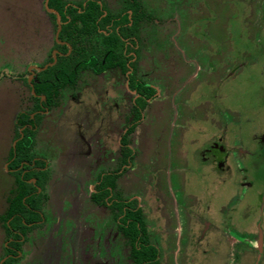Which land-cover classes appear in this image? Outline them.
<instances>
[{
	"label": "rangeland",
	"instance_id": "1",
	"mask_svg": "<svg viewBox=\"0 0 264 264\" xmlns=\"http://www.w3.org/2000/svg\"><path fill=\"white\" fill-rule=\"evenodd\" d=\"M143 1L147 8L145 10L150 11L151 9L153 18L159 19V26L154 33L156 38L152 42L148 41L146 48L151 49L152 54L156 53L162 61L163 58L156 51L160 49L164 35H168L167 30L163 28L167 22L161 17V8L165 6L166 0ZM43 2L44 0H0V39L11 44V48L8 45L6 52L17 54L18 51L23 53L26 49L32 48L30 51L32 53L33 48L42 46V49H48L51 46L54 32L49 17L43 11ZM259 2L260 0H184L183 3L189 4H187V8L183 7L184 5H178L180 12L191 16L189 18H203L205 30L209 25L214 30V35L209 31L205 36L213 35L212 37L216 41L214 44L217 48L214 50L216 54L211 53L212 56H216L218 67H221L216 78L231 77H228L225 84H215L211 89L214 93L213 100H215L213 105L219 107L220 110L215 112L216 108H208L201 117L205 119L208 126L215 122V126L219 127L217 121L230 124V130L223 132L225 138L224 135L222 136L226 144L225 147H233V152L243 148L246 132L251 138L250 131L259 132L260 130L255 126H264V113H257L258 110L254 109L261 102L258 93L262 97L264 95L262 94L264 91V70L261 58L264 57V48L262 50V44L259 45L257 42V39L260 38L264 45V35H259L261 33L260 26L264 27V22L259 17ZM197 24L200 25V21ZM181 25L180 36L175 34L174 38L170 36L165 39L166 43L169 42L171 45L175 43L190 62L185 66L187 73H182L175 79L168 77L171 79L168 80L167 78L169 88L178 86L182 89L185 88L181 89L180 93V96L184 97L190 85L187 83L190 74L192 71L194 72L203 56L199 51H195L198 46L186 45L187 35L184 29L186 23ZM0 44L3 43L0 41ZM196 44L194 43V45ZM4 46L7 47V45ZM205 48L207 52L208 46L205 45ZM0 49L3 51L5 48ZM141 52V66L146 67L147 71L149 70L148 73H152V79L155 80L157 75L155 70L157 71V69L151 65L149 56L144 51ZM27 53L31 55V53ZM194 53L197 57L194 56ZM23 61L27 62L28 59L23 58ZM155 61L157 63V58ZM1 62L3 63V59L0 58V64ZM184 62L187 63L186 60ZM227 63H230V67L225 70L223 65ZM88 81L89 88L82 86L79 98L75 101H68L62 109L51 116L48 115L47 122L38 131L36 141L39 140L45 146L48 156H51L53 152L55 154L54 173L51 174L48 194L50 201L47 205V211L55 220L44 223L33 236L34 240L24 244L19 264H102V262L104 264H128L125 259L127 251L124 248L114 259L109 257L108 253L98 254L99 236L95 234L90 236L89 234L91 232L89 227L94 224L90 221L86 225V230H88L86 232L89 236L85 237L82 217L90 214L92 217L102 218L104 223L107 221L106 209L96 210L89 202H86L87 199L83 201L88 194L85 186L91 183L90 180L95 173L91 161L98 157V150L101 149L100 152H104L101 154L104 162L98 167L100 173L107 174L105 166L110 169L116 166L119 154L118 137L129 115L132 96L124 93V77L118 72L110 73L99 81L97 79ZM202 84L200 85L201 89L205 87ZM113 87L124 94V106L119 109L118 123H112L116 122V119L109 113V110L105 109L107 102L104 97L100 100L101 96H98L97 100H93L89 105L88 108L93 107V111H88L85 114L82 104L89 92H91L90 94L103 93L107 89L110 94ZM21 90L22 87L15 81L11 80L8 83L5 80H0V168L5 156L10 151L8 144L13 131L12 121L18 109L17 100L21 99ZM24 91L26 93L27 90L24 89ZM157 103L155 102L153 107L157 106ZM169 104V102L165 103L161 113L155 115L150 111L143 113L144 119L137 127L133 137L134 159L131 166L115 179L116 192L121 198L142 200L148 227L153 233V239L158 242L160 247V264H264V245H257L255 240H246L243 239L244 236L240 238L237 236L238 234L255 236L258 232L256 218H258L261 207L264 216V205L252 203L254 196L251 193L261 192L260 185L255 183L247 192L240 186V176L242 175L240 169L243 167L239 161L228 162L231 165V176L222 177L221 183L217 182L216 186L211 188L213 198L212 196L207 197V192H202L200 186L195 190L199 198H204L205 201L211 199V213L214 217V220L211 221L216 228H210L202 238L200 234L202 222L192 223L191 220L184 217L183 205L190 199H185L183 185L186 182L185 179H189L192 175L187 170L201 165L200 154L195 151L194 153L192 150L196 145H198L196 148H200L207 138L198 136L195 138L196 144L189 142L181 144L178 127L182 125L185 114L177 112L178 110L176 111L175 108L172 109ZM244 112H248V115H243ZM189 116L187 128L191 127L190 124L193 123V115L189 114ZM196 116L198 117V114ZM118 124L119 130H117ZM216 127L213 126L214 134L218 131ZM222 127L224 125L220 124V128ZM258 138L253 137L252 140L257 141ZM238 139L243 144L238 145ZM102 142L105 143L102 145ZM252 148L253 145L252 147L250 145L249 150ZM184 149L187 153L185 158L182 157ZM186 159L187 162H185ZM235 159L238 160V157L235 156ZM49 163L52 167L53 159ZM1 173L0 169V175H2ZM197 181L198 179L191 178L189 182H186V192L193 188ZM80 189L83 190L82 195H80ZM1 190L2 181L0 179V212L3 209ZM229 196L232 198L226 204L229 201ZM68 204L72 208H68ZM193 205V210L196 212L203 210L201 200ZM250 206H254L255 209L249 208ZM229 207L233 210L232 216L229 218L232 224V237L230 234L228 235V224H225L226 211ZM244 208H249V218L241 223L244 221L242 218ZM73 210H76V213H73ZM70 218L75 229L72 233L66 234L68 223H64V221L70 220ZM191 226L194 231L193 237L188 235ZM260 229L264 234V222L260 225ZM107 238L109 237L105 234L102 239L106 248L109 242ZM1 242L0 234V245ZM251 248L255 249L251 250Z\"/></svg>",
	"mask_w": 264,
	"mask_h": 264
},
{
	"label": "flooded vegetation",
	"instance_id": "2",
	"mask_svg": "<svg viewBox=\"0 0 264 264\" xmlns=\"http://www.w3.org/2000/svg\"><path fill=\"white\" fill-rule=\"evenodd\" d=\"M48 1L49 0H44L43 11L49 17L54 32V39L48 49H42V46L39 48L36 47L33 48V52L31 53L30 51L32 48L27 47L28 50L26 49L23 53L22 51H18V53L20 52L21 54L8 53L5 50L8 48V45H10L11 48V44H7L6 40L0 39L3 43L0 44V48H5L3 51L0 49V58L3 59V63L1 62L0 64V80H5L8 83L12 80L22 87L21 99L17 100L18 109L12 121L13 131L8 144L10 151L8 152V155L5 156L0 168L2 171L0 179L2 181L1 199L3 202V209L0 212V234L2 240L0 245V264H4L8 259H13L10 264H19L24 244L28 241L31 242L34 240L33 236H35L36 232H38L44 223H50L55 220V218L47 211L48 201H50L48 194L52 178L51 174L54 173L53 167L55 154L53 152V156H48L45 146L41 144L39 140L36 141L38 138V131H40L43 128V124L47 122L46 118L48 115L51 116L59 109H62L68 101H75L79 98L82 86L87 89L89 88L88 80L97 79L99 81L101 78H106L110 73L114 74L115 72H118L124 77V93H128L132 97L130 98L129 115L122 132L118 137L119 154L117 156L116 166L112 169L105 166V168H107V174L100 173L98 167L104 162L103 156H101L104 152L101 153V149L98 150V157H95L91 161V166H94L95 173L92 175V179L90 180L91 183L85 186L88 194L83 201L87 199L86 202H89L96 210H101L102 208L107 210L106 223H104L102 218H98V216L92 217L90 214H86L82 217L84 225L83 235L85 237H88L89 234L90 236H93V234L99 236V255L108 253L109 257L114 259L117 255L119 256L120 250L124 248L127 251L125 259L128 264H132L130 258V237L132 233L129 231L127 233L125 232L132 220L128 219L124 222L123 219L125 218L127 211L132 213L139 212L141 222L144 226L143 233L139 232V234L142 236V239L146 241V245L154 248L156 252L154 261L156 264H160V247L158 242L153 239V233L148 227V220L146 218L142 200L139 198H121L116 192L117 187L115 179L121 176L127 168L131 166L134 159L133 137L137 127L144 119L143 113L145 111H150L154 115L161 113L166 102L170 103L169 105L172 109L175 108L176 111L178 110L177 112L180 111L185 114L182 125L178 127V133L181 136V144H185L186 142L196 144L197 140L195 138L198 136H206L207 138L200 148H196L198 145L193 148V152L195 151L200 154L201 165L198 167L195 166L194 168L192 167L190 170L188 169V173L190 172L192 175H190L189 179H185L186 182H189L191 178L198 179V181L195 183L194 187L188 189L187 192V183L185 182L183 185L185 199H190L185 205H183L184 217L191 220L192 223H195L196 221L202 222V230L200 231V234L202 235L201 237L203 238L210 228L215 227L214 223L211 221L214 220V217H212L211 213V199L205 201L204 198H199L195 190L200 186L202 192H207V197L212 196L213 198L214 195L212 194L213 191L211 188L216 186L217 182L221 183L222 177L228 178L231 176V165L228 162L232 163V161H239L242 164L243 168L240 169L242 172V175L240 176V186L245 189L244 191H250V187L255 183L260 185L261 192L258 191L256 193L255 191L254 193H251V195L254 196V201L252 203L264 205V126H255L260 130L259 132L250 131L251 138H249V133L247 134L246 132L245 141H243L244 144L239 139V142L237 143L238 145H241L242 143L243 148H239V150L233 152L232 150L234 148H226V144L224 143L225 135L223 132L228 129L230 130V124L224 123V121H217L219 127L215 126V122H213V125L209 124L208 126V123L204 121L205 119L201 117L208 108H216V110H214L215 112L220 110L219 107L213 105L215 100H213L214 93H212L211 89L212 87L214 88L215 84H225L228 81L229 76L223 79L216 78V74L221 67H218L219 63L216 62V56H212V54H216L214 50L217 49L216 46H214L216 41L214 40V37H212L214 35V30L211 29V25H209L208 28L206 26L205 30V22L203 21V18H189L191 16L180 12L178 5H184L183 7L187 8L189 5L188 3V5L183 3L184 0H166L165 6L161 8V17L167 22V24L163 25V28L166 29V33H168V35H164L163 42L160 44L161 47L156 51L159 52L161 58H163L161 61L156 53L152 54L151 49L146 48L148 41L152 42L156 38L154 33L155 29L159 26V19H155V17L153 18L151 9L150 11L145 10L147 8L143 0H65L66 6L76 8H78L79 3L85 5L87 1H95L98 3L102 11L99 20L102 18L107 20L102 27L98 28V32L103 38L112 35H115L118 38L121 45L124 69H122L118 63L112 66H105L104 60H102V66L100 67L93 65L82 68L76 74L74 81L61 84L52 95L53 97L50 100L51 103L47 104L45 101V95L36 94L34 91V83L38 82L36 79L37 75L39 72L53 66L56 63L58 55L67 56L71 51L69 44L65 41H60L58 38L63 23L60 20L58 12L49 8ZM259 3V13L261 14V16L259 14V17L261 21L264 22V0H260ZM50 14H53L54 17ZM199 21L200 25L197 24ZM182 23H186V27H184L187 35V39L185 40V43H187L186 45L189 46V44H192V47L198 46L195 51H199L203 56V59H201L200 63L194 69V72H190L191 74L187 81L190 85L189 88H187L184 97H181L180 93L185 88L182 89L180 86L169 88L167 85V78L171 77L175 79L182 73H187L185 66L190 62L184 56V53H181L180 48L175 43L171 45L169 42L166 43L165 39L170 36L174 38L175 34L176 36H180ZM260 27L261 33H259V35L262 36V34L264 35V27L263 25ZM209 31H211L213 35L211 36L208 34L205 36ZM257 42L259 45L262 44L263 50L264 45L263 42L261 43V39L258 38ZM194 43L197 44L194 45ZM55 44L65 45L68 47V52L64 54L59 52L54 47ZM4 45H7V47ZM205 45L208 46V53L205 51ZM12 48L14 49L15 46ZM141 51H144L145 54L149 56L151 65H153L154 69H157V71L155 70V73L158 76L156 75L155 80L152 79V73H148L149 70L147 71L146 67L141 66ZM27 52L31 53V55H28ZM195 53L194 56L197 57ZM210 54L211 56H209ZM48 56L52 58L51 62H47ZM23 58L28 59V61H23ZM156 58L157 63L155 61ZM261 58L263 60L262 68L264 70V57ZM184 60H186L187 63H185ZM96 61H98L97 56ZM223 67L227 70V67H230V63L224 64ZM169 78L168 80H171ZM201 83L205 86L202 89L200 88ZM114 87L110 94L107 89L104 90L103 93L94 92L93 94H90L91 92H89V95L85 96L84 103L82 104L85 114L88 111H93V107L91 109L88 108L89 105L93 100H97L98 96H101L100 100L104 97L107 102L105 103V109L109 110V113L116 119V122L112 123H118L117 120L120 117L119 109L124 106V94L123 92H120L119 89L115 90ZM24 89L27 90L26 93ZM262 94H264V91ZM258 96L261 97V102H259L258 106L254 109L255 111L258 110L257 113H264V95L262 97V95L258 93ZM217 97H220V95H217ZM155 102H158L157 106L153 107ZM35 104L39 105L38 109H35ZM221 105L224 106V104ZM189 114L193 115V123L190 124L191 127L187 128V123L189 122V119L187 118L190 117ZM197 114L198 117L196 116ZM20 115H27L31 122H26L20 125L18 123V120L21 118ZM243 115L247 116L248 112H244ZM220 124L224 125V127L220 128ZM213 126L218 130L216 134H214ZM26 129L28 132L25 131ZM117 130H119V124ZM222 135H224V138ZM253 137L259 138L255 141L252 140ZM24 139L27 141L25 143L27 152L25 158H18V155H16V144ZM104 143L105 142H102V145ZM250 145L251 147L253 145L251 150H249ZM125 149L128 152H125ZM182 155L183 158L187 157L185 149ZM235 156L238 157V160L235 159ZM52 159L53 166L51 167L49 162L52 161ZM187 159L185 162H187ZM18 180L23 184L19 185L17 183ZM17 192L18 194L20 192H25V194L21 196L18 207L19 212L14 215L22 218L21 222L25 228L20 226H18V229L16 230L11 228L10 234H7L6 229L13 217H10L7 220H3V218L9 207L8 199L14 196ZM82 194L83 190L80 189V195ZM231 198L232 196H229V201H227L226 204L230 202ZM200 200L203 204V210L196 212L193 210V204L195 202L198 203ZM120 205L123 206L120 207ZM69 207L71 206L69 205L68 208ZM249 208L255 209L254 206H250ZM249 208H244V215H242L244 221L241 223H244L249 218ZM120 209L122 210V213L120 212ZM261 210L260 213H258V218H256L258 227L256 235L238 234L237 236L239 238L244 236L243 239L246 240H255L257 245L261 244L263 246L264 234L260 229V225L264 222L262 207ZM226 212L225 224H228V235L230 234L232 237V224L229 218L232 216L233 210L229 207ZM73 213H76V210H73ZM24 218L30 219V221L26 222ZM71 220L72 219L70 218V220L64 221V223H68L66 234L72 233L75 229L74 223ZM90 221H92L94 226L92 225L89 227L91 232L88 234V232H86L88 231L86 230V225H88ZM21 229L23 231H21ZM190 229L191 231H188V235L193 237L194 231L192 230V226ZM57 231H59V229H57ZM105 234L109 237L107 238V240L109 239V242L107 241V248L104 247L102 243ZM105 240L106 238L104 239V243ZM252 249L255 248H251V250ZM102 264L104 263L102 262Z\"/></svg>",
	"mask_w": 264,
	"mask_h": 264
},
{
	"label": "trees",
	"instance_id": "3",
	"mask_svg": "<svg viewBox=\"0 0 264 264\" xmlns=\"http://www.w3.org/2000/svg\"><path fill=\"white\" fill-rule=\"evenodd\" d=\"M48 6L58 12L60 20L63 23L58 38L60 41L67 42L71 47V51L67 56L58 55L56 63L53 66L39 72L37 75L36 79L38 82L34 83V91L36 94L45 95L47 104L51 103L52 95L61 84L74 81L76 74L82 68L93 65L100 67L102 66V60H104L105 66H112L118 63L124 69L121 45L118 38L115 35L103 38L98 32V28L102 27L107 20L105 18L99 20L102 11L97 2L87 1L85 5L79 3L78 8H76L66 6L65 0H49ZM50 15L54 17L53 14ZM54 47L63 54L68 52V47L65 45L55 44ZM96 56L98 57V61H96ZM51 61L52 58L48 56L47 62ZM38 108L39 105L35 104V109ZM20 117L18 120L20 125L31 122L27 115H20ZM25 131L28 132L27 129ZM26 142L24 139L16 144V155H18V158H25L27 152ZM17 183L19 185L23 184L19 180ZM23 194L25 192H20L19 194L17 192L8 199L9 207L3 220H7L10 217L13 218L6 229L7 234H10L11 228L16 230L18 226L24 227L21 222L22 218L14 215L19 212L18 207ZM122 206L120 205V207ZM120 212L122 213L121 209ZM24 219L26 222L30 221V219ZM128 219L132 221L125 232L129 231L132 233L130 237V258L132 264H156L154 261L156 257L154 248L146 245V241L139 234V232L143 233L144 230L139 212L132 213L127 211L123 221L126 222ZM21 231L23 230L21 229ZM12 261L13 259H8L4 264H10Z\"/></svg>",
	"mask_w": 264,
	"mask_h": 264
}]
</instances>
